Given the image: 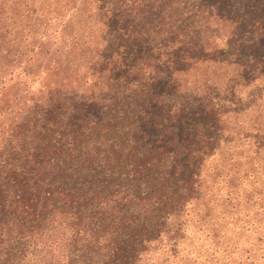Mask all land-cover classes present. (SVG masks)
I'll use <instances>...</instances> for the list:
<instances>
[{"label":"trees","instance_id":"trees-1","mask_svg":"<svg viewBox=\"0 0 264 264\" xmlns=\"http://www.w3.org/2000/svg\"><path fill=\"white\" fill-rule=\"evenodd\" d=\"M21 1L7 10L0 3V264H264V188L239 189L231 174L223 188L215 168H203L211 153L202 148L215 143L205 132L197 137L189 126L174 142L171 123L185 105L165 109L147 96L151 115H164L158 139L148 142L145 164L116 168L122 152L99 135L98 91L112 90L113 75L128 69L116 35L127 9L96 0L103 6L94 8L91 37L99 39L71 44L87 59L89 78L79 83L77 68L64 66L68 38L53 41L48 19L42 24ZM130 33L124 40L145 50V29ZM180 50L162 64L168 77L190 55ZM197 108L188 114L213 120V129L219 119Z\"/></svg>","mask_w":264,"mask_h":264},{"label":"rangeland","instance_id":"rangeland-1","mask_svg":"<svg viewBox=\"0 0 264 264\" xmlns=\"http://www.w3.org/2000/svg\"><path fill=\"white\" fill-rule=\"evenodd\" d=\"M11 1L3 0L5 10ZM117 1L118 7L127 9L129 14L126 18L129 23L120 17L117 23L120 29L116 30V35L120 36L117 44L126 48L121 47L120 53L125 51L122 54L127 57L128 69L113 75L112 90L98 91L104 106L101 120L106 126L99 135L122 152L120 158H115L116 168L122 170L125 161L145 164L147 144L158 139L156 130L164 116L151 115L147 108L146 97L154 96L161 100L165 109L176 103L186 106V114L171 123L174 128L170 136L176 134L179 137H174V142L186 137L189 126H193L197 137L205 132L206 136L215 139L214 144L202 148L211 153L203 168H215L223 188L229 180L227 174L233 176L239 189L264 188V0ZM24 6L27 12L44 16L46 19L42 24L48 19L49 32L55 35L53 41H59L61 36L68 38L67 48L62 51L65 69L77 68V82L86 81L89 77L83 61L87 59L82 50L71 48V44L74 36L80 42L86 41L85 46L99 39L98 35L94 39L91 37L96 30L91 24L97 20L94 8L103 6L102 2L22 0L21 8ZM137 29H145V50L139 51L133 40L132 44L124 40L127 39L124 34ZM133 34L131 36L135 37ZM178 48H181V55L185 50L190 55L178 62L182 72L168 77L165 70L172 69H164L162 64L168 65L169 54H177ZM181 90L192 97L185 96ZM200 105L219 119L213 129L208 126L213 120L207 122L198 114H188L198 111ZM150 119L158 125L154 130L149 128ZM96 135H92L91 140L96 139ZM103 144L101 150H108L107 143ZM232 165L238 167V173H228ZM251 173L254 175L248 176ZM199 235L197 232L194 238L198 244ZM192 247L189 250L195 251Z\"/></svg>","mask_w":264,"mask_h":264}]
</instances>
